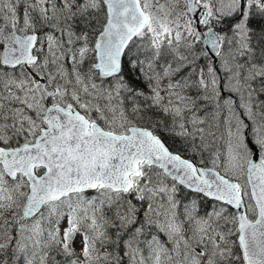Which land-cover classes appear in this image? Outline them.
<instances>
[{
    "label": "snow or ice",
    "instance_id": "snow-or-ice-1",
    "mask_svg": "<svg viewBox=\"0 0 264 264\" xmlns=\"http://www.w3.org/2000/svg\"><path fill=\"white\" fill-rule=\"evenodd\" d=\"M0 264H264V0H0Z\"/></svg>",
    "mask_w": 264,
    "mask_h": 264
}]
</instances>
